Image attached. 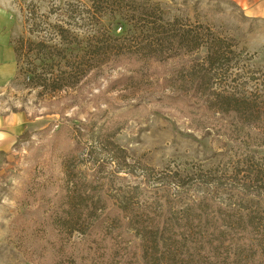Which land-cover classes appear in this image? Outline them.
Returning <instances> with one entry per match:
<instances>
[{"label": "trees", "instance_id": "1", "mask_svg": "<svg viewBox=\"0 0 264 264\" xmlns=\"http://www.w3.org/2000/svg\"><path fill=\"white\" fill-rule=\"evenodd\" d=\"M91 1V8L71 5L53 21L31 12L28 31L38 39L14 41V78L56 93L107 65L128 70L114 80L128 89L129 80L159 73L165 76L161 107L180 109L232 140L244 129L259 130L257 145L264 146V94L230 84L235 52L226 39L171 17L159 0ZM106 15L113 27L102 24ZM202 49L206 54L198 58ZM129 114L107 115L99 128L100 143L117 162L110 174L90 177L63 163L51 264H264V168L238 188L211 171L132 166L113 140Z\"/></svg>", "mask_w": 264, "mask_h": 264}, {"label": "rangeland", "instance_id": "2", "mask_svg": "<svg viewBox=\"0 0 264 264\" xmlns=\"http://www.w3.org/2000/svg\"><path fill=\"white\" fill-rule=\"evenodd\" d=\"M159 1L171 17L226 39L235 52L230 84L241 92L264 94V17L249 16L230 0ZM71 5L91 8L92 1L0 0V39L13 45L19 36L29 37L31 12L53 21ZM102 24L114 26L109 15ZM205 54L202 49L197 57ZM122 72L129 73L107 65L56 93L27 85L23 76L0 86V264H51V243L57 238L52 212L64 192L63 163L69 160L79 174L90 177L101 170L110 174L117 164L111 147H103L98 137L107 115L130 112L113 140L126 150L132 166L156 172L168 167L184 173L211 171L238 188L264 168L259 130L244 129L237 140L216 135L180 109L158 104L164 75L129 80L128 89L114 84ZM23 133L29 138L20 139Z\"/></svg>", "mask_w": 264, "mask_h": 264}, {"label": "crops", "instance_id": "3", "mask_svg": "<svg viewBox=\"0 0 264 264\" xmlns=\"http://www.w3.org/2000/svg\"><path fill=\"white\" fill-rule=\"evenodd\" d=\"M241 6L247 15L264 17V0H230ZM17 64L11 42L0 39V86L15 77Z\"/></svg>", "mask_w": 264, "mask_h": 264}]
</instances>
